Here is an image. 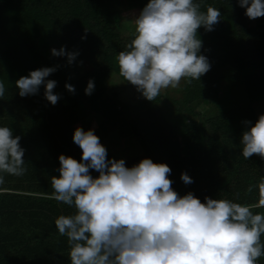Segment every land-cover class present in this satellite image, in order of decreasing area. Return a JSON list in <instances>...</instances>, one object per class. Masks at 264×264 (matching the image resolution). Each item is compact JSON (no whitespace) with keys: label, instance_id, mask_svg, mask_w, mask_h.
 <instances>
[{"label":"trees","instance_id":"16d2710c","mask_svg":"<svg viewBox=\"0 0 264 264\" xmlns=\"http://www.w3.org/2000/svg\"><path fill=\"white\" fill-rule=\"evenodd\" d=\"M196 2L201 11L209 6L219 9L221 17L214 30L198 29L201 54L211 68L200 80L183 82L185 105L175 103V121L161 109L160 95L154 101L129 102L114 91L104 94L94 111L105 117L99 126L103 133L105 124L113 126L117 121L118 136L140 138L144 154L125 158L126 166L143 158L167 163L172 187L181 196L192 192L202 202L211 197L249 205L258 200V189L251 193L247 189L264 178V159L254 154L246 160L240 141L247 127L244 121L254 124L259 118L253 102L264 98V37L227 40L228 31L244 30L251 22L238 0ZM124 3L129 9L133 6V0H0V81L6 89L0 97V126L21 137L26 168L22 176L0 172V264H71L67 237L59 235L55 219L75 210L49 196L51 177L59 176L60 154L82 158L70 123L86 116L87 105L82 85L70 78L67 57L52 56L50 46H64L78 52L76 60L90 61L93 67L85 75L94 80L119 73L116 57L134 37L123 33ZM253 20L264 27V17ZM54 66H59L57 71L46 79L57 81L54 92L59 101L45 105V85H41L37 94L30 95L35 98L29 101L30 108L15 81L31 70ZM222 80L231 92L244 90L248 103L223 99ZM68 83L74 85V93L65 87ZM213 102L219 104L218 111L208 114L198 107ZM107 157L116 159L108 149ZM184 172L192 183L181 180ZM252 210L264 213V208ZM258 264H264V256Z\"/></svg>","mask_w":264,"mask_h":264},{"label":"clouds","instance_id":"9594fccd","mask_svg":"<svg viewBox=\"0 0 264 264\" xmlns=\"http://www.w3.org/2000/svg\"><path fill=\"white\" fill-rule=\"evenodd\" d=\"M249 19L264 17V0H238ZM221 11L209 6L201 11L196 0H149L135 17L134 37L116 57L119 74L149 101L162 90L180 87L181 81L200 80L211 65L201 54L198 29L214 30ZM54 57L66 56L72 64L78 52L64 46L52 48ZM59 66L31 70L15 81L19 95L38 93L55 105L57 81L46 79ZM65 87L75 92L74 85ZM89 80L85 93L94 91ZM0 81V97L5 94ZM242 155L264 159V114L257 121H244ZM20 136L0 126V172L22 176L25 149ZM73 142L82 150L81 160L60 154L59 176L51 177L49 199L73 208L72 214L55 219L59 235L67 237L71 264H258L264 256V178L256 185L258 200L244 205L228 199L192 192L181 196L173 187L167 163L143 158L132 167L123 158L109 160L107 148L94 129L77 127ZM90 170L99 173L94 177ZM185 184L193 182L187 172ZM3 177L0 176V184Z\"/></svg>","mask_w":264,"mask_h":264},{"label":"rangeland","instance_id":"374dc122","mask_svg":"<svg viewBox=\"0 0 264 264\" xmlns=\"http://www.w3.org/2000/svg\"><path fill=\"white\" fill-rule=\"evenodd\" d=\"M149 2V0H133V6L127 8V4H122V16L121 21L124 22V35H133L135 30V17L138 16L139 12L145 7V5ZM249 22V21H248ZM264 37V27L258 26L257 23L251 19L248 26L244 30H231L226 34V38L229 42H236L240 40H247L251 38H260ZM56 45L50 46V48H56ZM57 49V48H56ZM63 58V57H61ZM81 60V59H80ZM75 60L72 64H69L70 78L83 87V92H85V88L89 80H94L85 75L93 66L92 63L88 60ZM184 80L181 81L180 87L173 89L168 88L166 90H162L160 93L159 104L161 109L164 111L165 115L169 120L175 121L176 118V108L175 103L178 102L182 106L185 105L183 99L185 92L182 90ZM95 88L91 95H87L85 93V104L87 105L86 116L81 117L78 121L70 123V130L73 132L79 126L84 130L94 129L95 133L100 137L101 143L109 150L111 153H115L116 159L119 160L121 158L129 159L134 156H142L144 154V148L139 141L138 136H130V137H120L117 134V127L119 123L114 122L113 126H109L110 123L105 124L107 128L106 134L103 133L102 126L100 122L105 121V117L97 111H94V106L97 104L100 98L103 97L104 94L113 95L114 91L118 92V97L122 100H128L129 102H137L140 100H144L145 97L133 86L131 83L124 80L123 77L120 76L118 72L113 71L107 77L102 80H94ZM221 96L222 98H234L237 100L238 104H246L248 103V99L246 97L245 91L242 89H236L235 92H231L227 88V83L225 80L221 81ZM22 98V97H21ZM25 99L29 107L33 105L29 103L30 100L35 99L33 96L23 97ZM24 102L23 100H21ZM21 102V104H23ZM49 101L45 98L44 104L47 105ZM120 104L122 102L118 101ZM200 105V104H199ZM253 106L256 109L258 115L264 114V98H259L253 102ZM200 109L202 108L204 113H212L214 111H218L219 104L217 102H213L207 106L200 105L198 106ZM204 108V109H203Z\"/></svg>","mask_w":264,"mask_h":264}]
</instances>
